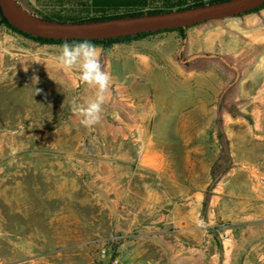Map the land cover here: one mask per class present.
Returning a JSON list of instances; mask_svg holds the SVG:
<instances>
[{"label":"rangeland","instance_id":"rangeland-1","mask_svg":"<svg viewBox=\"0 0 264 264\" xmlns=\"http://www.w3.org/2000/svg\"><path fill=\"white\" fill-rule=\"evenodd\" d=\"M184 29L97 45L86 128L59 45L0 27V264H98L111 238L120 264H264V8Z\"/></svg>","mask_w":264,"mask_h":264},{"label":"water","instance_id":"water-1","mask_svg":"<svg viewBox=\"0 0 264 264\" xmlns=\"http://www.w3.org/2000/svg\"><path fill=\"white\" fill-rule=\"evenodd\" d=\"M261 6H264V0H228L180 12L89 23H69L48 21L26 14L20 9L12 10L8 0H0L1 13L13 28L32 37L52 40H102L184 29L242 15Z\"/></svg>","mask_w":264,"mask_h":264},{"label":"clouds","instance_id":"clouds-1","mask_svg":"<svg viewBox=\"0 0 264 264\" xmlns=\"http://www.w3.org/2000/svg\"><path fill=\"white\" fill-rule=\"evenodd\" d=\"M58 48L60 49L57 57L59 65L65 70L77 69L79 82L94 89V99L86 105L73 101L71 107L82 126L94 127L101 122L104 105L111 96L112 77L102 63V50L88 40L79 43L65 41ZM40 91L42 90L36 89V93Z\"/></svg>","mask_w":264,"mask_h":264},{"label":"trees","instance_id":"trees-1","mask_svg":"<svg viewBox=\"0 0 264 264\" xmlns=\"http://www.w3.org/2000/svg\"><path fill=\"white\" fill-rule=\"evenodd\" d=\"M228 0H196L190 5H172V6H164L160 8H153V9H148L146 11L142 10H134V11H127L123 13H116V14H106V12L103 9L98 10L95 12L94 15H88V13H85L84 16L81 15H72L70 16H40L41 18L48 20V21H57V22H69V23H89V22H98V21H106V20H111V19H117V18H130V17H142L144 15H156V14H163V13H170V12H180V11H186L190 9H195L202 7L204 5L208 4H214V3H220V2H225ZM264 8V6H261L257 8L254 11H257L259 9ZM249 13V12H248ZM4 26L11 30L12 32L30 39L32 41L38 42L40 44H55V45H61L65 41L68 43H79L83 40H52V39H43V38H36L32 37L28 34H25L15 28H13L7 20L3 17L1 10H0V27ZM185 29L180 28V29H175V30H168V31H160V32H154V33H146V34H139V35H134V36H127V37H120V38H114V39H108V40H88L95 45H100L104 49H107L109 46L116 44V43H123L126 41H130L133 39H137L143 36L147 35H152V34H157V33H162V32H178L179 34L183 35Z\"/></svg>","mask_w":264,"mask_h":264},{"label":"crops","instance_id":"crops-1","mask_svg":"<svg viewBox=\"0 0 264 264\" xmlns=\"http://www.w3.org/2000/svg\"><path fill=\"white\" fill-rule=\"evenodd\" d=\"M194 1L196 0H28L32 6L44 5L49 8H54L55 10L52 13H58L57 15L61 16H64L67 12L75 15H82L90 12L95 14V12L100 9H103L106 14H120L127 11H146L148 9L164 6L190 5ZM144 135L145 134L142 133L139 136V139H141L139 141L144 142ZM143 159L142 156V160ZM119 160L125 161L126 158H120ZM0 216V223H4V212L1 207Z\"/></svg>","mask_w":264,"mask_h":264},{"label":"built area","instance_id":"built-area-1","mask_svg":"<svg viewBox=\"0 0 264 264\" xmlns=\"http://www.w3.org/2000/svg\"><path fill=\"white\" fill-rule=\"evenodd\" d=\"M118 238H111L109 244H103L98 251V264H120Z\"/></svg>","mask_w":264,"mask_h":264},{"label":"bare ground","instance_id":"bare-ground-1","mask_svg":"<svg viewBox=\"0 0 264 264\" xmlns=\"http://www.w3.org/2000/svg\"><path fill=\"white\" fill-rule=\"evenodd\" d=\"M8 2H9V5H10L11 9L13 10L14 9V5L12 4V1L8 0Z\"/></svg>","mask_w":264,"mask_h":264}]
</instances>
